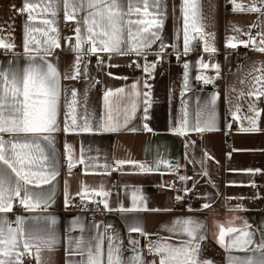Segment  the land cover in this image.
Wrapping results in <instances>:
<instances>
[{"label":"crops","instance_id":"obj_1","mask_svg":"<svg viewBox=\"0 0 264 264\" xmlns=\"http://www.w3.org/2000/svg\"><path fill=\"white\" fill-rule=\"evenodd\" d=\"M236 2L247 7L252 0H236ZM165 3L166 17L161 39L166 45H177L182 53L183 63L177 64L172 58L167 73L159 72L157 63L151 78L143 68L146 62L152 63L158 60L156 53L159 51L160 41L148 50L146 60L145 57H137L134 54L113 53L106 64H87L86 74L83 71L86 63L81 62V73L77 79H63L66 73L72 72L77 54L68 50L65 41V37H75L73 29L76 25L72 21L73 27L64 30L65 20L61 6L58 13L61 48L56 49L54 56L49 57V60L60 72L62 89H66L67 92L62 91L61 95L58 115L61 130L52 134L53 147L46 148L48 154L54 156L58 175L50 184L41 186L43 190L53 192V199L43 212L25 211L16 201L13 212L7 214L12 221L15 220L16 215L55 217L56 224L53 227L59 238V244L54 250L41 251V264H74L81 257L68 254L69 241L79 239L81 236L87 240L97 235V232L105 236L115 235L118 237L117 242L122 241V256L125 261L134 255L129 244L131 237L139 241L138 249L142 251L146 261L156 259L158 262V257L148 253L149 242L171 235L165 230L166 226L170 227L174 220L185 217L206 221L207 238L201 242L199 256L200 259L209 260L212 264H228V253L217 243L218 225H223L225 228L229 226L242 228L246 222L249 226L248 230L254 233L255 243L250 248H255L261 240L264 232V208L253 202L255 194L250 184L254 173L260 174V181L264 184V97L257 99L255 96H247L246 93L252 80L249 72L253 67H258L264 62V53L255 50L246 52L243 61L238 65L231 56H218L214 61H209L207 58L210 53L203 52V41L197 39L192 41L194 50L184 55L182 0H165ZM22 5L23 0H0V36L5 39L11 38V42L15 44L16 54L23 53L24 24L27 14L16 11ZM257 6H260L259 0ZM201 8L204 31L214 33L216 52L226 45L230 37L247 40V34L251 33L258 42L260 36L257 34L264 33V11H234L232 0H201ZM178 32L179 39H177ZM238 47L244 46L238 45ZM103 54L107 53L94 55ZM12 56L11 52L0 54V65H7ZM201 59L205 63L220 65L219 79L224 82L221 92L203 89L204 82L196 79L198 75L216 76L213 68L199 67ZM185 62L190 66L187 88L184 86ZM19 63L23 65V59H19ZM241 80L245 83L242 84ZM137 81L141 93L149 91L151 94L147 117L144 111V97L141 95L137 111L126 126L123 125L124 114L121 110L118 116L115 111L113 112L114 119L121 124L120 130L107 132L96 130L102 120L107 118L104 105L105 90L123 87L127 91ZM145 81L151 86L150 88L144 87ZM233 88L235 91H232ZM72 89L77 92L74 105L76 125H72V110L68 107L73 99ZM241 91L245 95L238 98ZM217 93L218 98L213 108L208 102L212 95ZM112 99L115 107V98ZM250 104L254 105L255 112L249 110ZM237 106H239L238 112ZM182 109L187 112L188 130L180 135L173 129L180 127V121L185 118ZM66 114H68L69 126L67 132L63 130ZM86 120L92 131L80 130ZM198 120L201 127L211 124V130H192ZM251 120L256 121L255 126L250 123ZM145 124L152 131L145 130ZM133 128L136 130L133 131ZM249 128L254 130H242ZM227 142L231 144L230 147L226 146ZM66 145L70 147L66 148ZM70 153L73 161L76 162L71 174L68 169ZM81 154L83 164L78 163ZM118 160L144 163L153 168L158 160L168 161V164L161 163L159 169L152 172H141L133 164L118 166L115 163ZM105 165L109 167L106 169ZM180 176L190 179L182 181ZM82 184L87 185L89 190L99 189L102 184L104 190L109 192L107 197L98 196L102 200L106 199L109 208L112 209L111 211L105 209L108 214L105 225L90 222L82 214L69 210L70 200L82 191ZM175 185L177 187H173ZM185 188L192 191L193 195L185 201L183 209H175V203L179 201L176 197H182ZM66 191L69 200L67 206ZM133 193L138 197H144L143 206L148 210L119 211L121 207H133ZM94 197L96 195L91 191L86 194V198ZM205 202L211 207L197 211ZM237 205H242L243 210L238 209ZM190 208L192 211H189ZM152 209L170 210L152 211ZM134 223H139L148 235L141 236L135 232L130 234L129 225ZM107 226H110L108 227L111 230L110 234L105 233ZM225 239L227 241L228 237ZM107 243L105 239V251ZM232 255L259 257L260 254L234 249ZM24 264H28L27 257L24 259ZM34 264H37L36 260Z\"/></svg>","mask_w":264,"mask_h":264},{"label":"snow or ice","instance_id":"obj_2","mask_svg":"<svg viewBox=\"0 0 264 264\" xmlns=\"http://www.w3.org/2000/svg\"><path fill=\"white\" fill-rule=\"evenodd\" d=\"M232 3L234 11H264V0H259L260 6H257V0H252L247 7L237 3L236 0H232ZM61 6L64 20L75 22L76 26L73 29L75 43L71 42L72 37H65V41L68 50L77 54L72 65V72L66 73L63 79L74 80L79 77L84 55L107 53L111 59L113 53L117 55L134 54L137 57L143 56L146 60L148 50L160 41L159 51L156 53L158 60L152 63L146 62L143 68L151 78L156 64L162 59L161 54L169 47L161 39L166 17L165 0H23L22 7L16 9L20 14H27L24 24L23 53H15V44L11 42L10 37L5 39L0 36V49L13 54L7 65H0V264H24L25 257H31L37 261V264H41V251L54 250L59 244V238L53 227L56 224L55 217L16 215L15 220L12 221L7 214L13 212L16 201H18V206L25 211L43 212L53 199V192L45 191L41 186L50 184L58 175L54 156H50L46 148L53 147L52 134L61 130L58 124L61 95L62 91L67 92L66 89H62L60 72L49 60V57L54 56L56 49L61 48L58 27V13ZM181 13L183 16V54L187 55L194 50L192 41L197 39L203 41V52L216 53L214 33L204 31L201 0H182ZM237 31L240 30L237 29ZM257 35L260 36L258 42L251 33L247 34V40L230 37L226 41V47L234 49L238 45L244 47L251 45L253 50L264 53V33ZM177 39H179V32ZM170 47L177 49L175 44ZM179 56L180 53L177 51L178 59ZM19 59H23V65L19 63ZM97 63L103 65V58L97 56ZM183 67L185 69L184 86L187 88L190 66L185 62ZM199 67L201 69L213 68L216 76L198 75L197 80L214 83L220 78L218 63L209 64L201 59ZM83 71L87 73V64L84 65ZM249 75L252 80L246 95L255 96L257 99L264 97V62H261L258 67H253ZM240 82L245 83L244 80ZM138 85L139 81L133 83L127 91L123 87L105 90L104 105L107 118L102 120L96 130L106 132L120 130L121 124L114 119L113 112L115 111L118 116L121 110L124 114L123 125L126 126L137 111L141 95L144 97V111L147 117L151 94L149 91L141 93ZM144 87L150 88L151 86L145 81ZM232 91H235V88ZM244 95L245 93L241 91L238 98ZM71 96L72 103L68 107L72 110V125H76L74 105L77 92L75 89L71 90ZM112 98H115V107ZM217 98L218 93L213 94L208 104L214 108ZM249 110L256 111L254 105L251 104ZM238 111L239 106H237ZM182 112L185 118L180 121V127L173 129L180 135L188 130L187 112L183 109ZM233 115L235 117V113ZM67 116L68 114H66L63 129L65 132L69 131ZM197 116L199 117V113ZM250 123L255 126L256 121L251 120ZM144 128L152 131L147 124ZM211 128V124L201 127L198 120L192 130L204 131L211 130ZM80 130L92 131L93 129L86 120ZM69 147L66 145V148ZM68 160L69 174H71V169L76 163L71 153ZM78 163H84L82 154ZM115 163L118 166L133 164L141 172H152L158 170L161 163L168 164V161L158 160L155 168L130 160H118ZM104 167L107 169L109 166ZM176 167L178 168L179 165ZM188 179L190 177L180 176L182 181ZM81 189L82 191L77 193L81 200L86 198L89 191L96 196L107 197L109 195L102 184L99 189L91 190L87 185L82 184ZM184 191L187 193L189 189L185 188ZM176 199L180 200L182 197L177 196ZM132 200V208L121 207L119 211L148 210L143 206V196L138 197L136 193H133ZM96 202L103 203L105 209L112 210L106 199ZM65 204L66 206L69 204L67 191ZM210 207L211 205L205 202L197 211L207 210ZM237 208L243 210L242 205H237ZM169 210L152 209V211ZM189 211L192 209L190 208ZM218 227L217 243L228 253V264H264V232H262L259 244L255 248H250L255 243L254 233L248 230L249 226L246 222L242 228L233 226L225 228L223 225H218ZM165 230L171 235L150 241L147 246L148 253L153 257H158V262L156 259L146 261L142 251L138 249L139 241L131 237L129 244L132 246L134 255L125 261L122 256V241L117 242L118 237L115 235L105 236L99 232L87 240L83 236L70 240L68 254L81 257L74 264H212L211 261L200 259L199 256L201 242L207 238L206 221L192 217L178 218L172 222L170 227L166 226ZM128 231L130 234L135 232L141 236L148 235L139 223L129 225ZM226 237H228L227 241ZM105 239L108 242L106 251ZM173 240L176 242L173 243ZM33 249H35L34 253ZM234 249L258 252L260 255L259 257L255 255L235 256L232 255Z\"/></svg>","mask_w":264,"mask_h":264},{"label":"built area","instance_id":"obj_3","mask_svg":"<svg viewBox=\"0 0 264 264\" xmlns=\"http://www.w3.org/2000/svg\"><path fill=\"white\" fill-rule=\"evenodd\" d=\"M72 21H65L64 23V30H69L73 27ZM72 37L71 42H75L74 36ZM169 47L161 54L162 59L159 60L157 66L158 70L161 73H167L169 69V65L171 63L172 58L174 59L175 63L182 64L183 63V56L182 53L179 51L178 47L176 50ZM252 46L249 47H236V48H229L226 45H223L220 50L214 54H208V60L214 61L218 56L225 57L231 56L234 63L236 65L240 64L243 61L244 54L246 52L252 51ZM177 51H179L180 56L179 59L177 58ZM5 53L4 49H0V54ZM103 58L104 63H108L109 57L107 54H103L100 56ZM83 63L96 65L97 64V56L96 55H84L82 59ZM224 88V82L222 79H218L214 81V83H203V89L210 90L212 92H221ZM230 143L227 142L226 146L230 147ZM260 174L254 173L252 175V182L250 184L251 190L254 192L255 196L253 197V202L259 206L264 208V184L260 181ZM116 184V182H114ZM173 187H177L176 185ZM193 195L192 191H188L187 193H182V199L175 203V209H183L185 205V201H187ZM102 199L98 196L94 198H85L81 200L80 196H74L70 200V211L78 214H82L85 218L93 223H99L102 225L106 224V220L108 217L107 211L104 208L103 203H97L96 201H101ZM106 229V228H105ZM106 234H110L111 230L107 227ZM28 264H34L35 260L31 257H27Z\"/></svg>","mask_w":264,"mask_h":264}]
</instances>
